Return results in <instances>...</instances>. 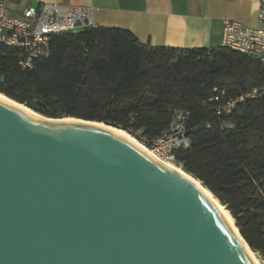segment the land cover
Returning <instances> with one entry per match:
<instances>
[{
  "label": "trees",
  "instance_id": "obj_1",
  "mask_svg": "<svg viewBox=\"0 0 264 264\" xmlns=\"http://www.w3.org/2000/svg\"><path fill=\"white\" fill-rule=\"evenodd\" d=\"M18 54L0 48V94L43 117L143 131L154 140L177 112L186 114L191 147L177 153L178 163L226 209L264 263V96L217 113L264 85L260 62L225 47H153L105 27L53 37L49 55L30 69Z\"/></svg>",
  "mask_w": 264,
  "mask_h": 264
},
{
  "label": "water",
  "instance_id": "obj_2",
  "mask_svg": "<svg viewBox=\"0 0 264 264\" xmlns=\"http://www.w3.org/2000/svg\"><path fill=\"white\" fill-rule=\"evenodd\" d=\"M221 222L124 140L0 103V264H249Z\"/></svg>",
  "mask_w": 264,
  "mask_h": 264
},
{
  "label": "built area",
  "instance_id": "obj_3",
  "mask_svg": "<svg viewBox=\"0 0 264 264\" xmlns=\"http://www.w3.org/2000/svg\"><path fill=\"white\" fill-rule=\"evenodd\" d=\"M13 1L0 0V48L5 46L19 50L18 60L24 69L32 68L35 60L49 55L53 37L99 27L93 7L44 3L17 14L10 9ZM254 1L259 4L258 19L261 26L252 28L238 21H226L222 47L239 52L264 66V0ZM258 96H264V85L246 96L227 102L217 109V113L230 114L239 102ZM214 101L221 100L216 97ZM186 121V114L177 112L167 131L154 140H149L140 131L139 141L160 161L182 168V164L177 161V153L191 147ZM224 127L231 129L232 125L225 124Z\"/></svg>",
  "mask_w": 264,
  "mask_h": 264
},
{
  "label": "crops",
  "instance_id": "obj_4",
  "mask_svg": "<svg viewBox=\"0 0 264 264\" xmlns=\"http://www.w3.org/2000/svg\"><path fill=\"white\" fill-rule=\"evenodd\" d=\"M44 3L93 7L99 27L128 30L153 47L214 49L228 20L261 26L254 0H14L10 9L20 14Z\"/></svg>",
  "mask_w": 264,
  "mask_h": 264
},
{
  "label": "bare ground",
  "instance_id": "obj_5",
  "mask_svg": "<svg viewBox=\"0 0 264 264\" xmlns=\"http://www.w3.org/2000/svg\"><path fill=\"white\" fill-rule=\"evenodd\" d=\"M0 103H3L18 112L22 113L25 117L37 121H46V122H59V123H66L69 125H78V126H85V127H95L102 131H106L113 136L120 138L124 140L126 143H128L130 146H132L136 151L143 154L145 157L150 159L151 161L159 164L161 167L165 168L172 174L176 175L179 179H181L183 182H185L189 187L194 189L199 195H201L205 200L210 202L215 209L217 210L220 219L225 223L224 228H226V231L230 234V236L233 238L234 242L237 244V246L241 249L243 252L245 258L249 262V264H260L259 260L257 259L256 255L252 252V250L249 248L247 243L244 241L242 236L239 233V230L234 224L233 219L229 215V213L226 211V209L219 204V202L216 200V198L209 192L208 189H206L201 182L196 180L191 175L187 174L180 166H177L172 163H166L163 161H160L158 158H156L153 153L148 150L145 146H143L137 139H135L133 136H131L129 133L111 127L107 126L102 123L97 122H87L82 121L74 118H64L60 120H48L47 118L35 113L34 111L30 110L24 105L18 104L17 102L10 100L9 98L5 97L4 95L0 94Z\"/></svg>",
  "mask_w": 264,
  "mask_h": 264
},
{
  "label": "rangeland",
  "instance_id": "obj_6",
  "mask_svg": "<svg viewBox=\"0 0 264 264\" xmlns=\"http://www.w3.org/2000/svg\"><path fill=\"white\" fill-rule=\"evenodd\" d=\"M131 135V134H130ZM131 136H133L135 139H137L138 141H139V137L138 136H135V135H131ZM140 142V141H139ZM220 204V203H219ZM256 255V254H255ZM256 257H257V259L259 260V263L260 264H264L263 262H262V260L256 255Z\"/></svg>",
  "mask_w": 264,
  "mask_h": 264
}]
</instances>
